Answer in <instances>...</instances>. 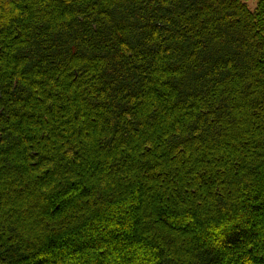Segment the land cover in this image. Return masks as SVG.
<instances>
[{"label": "trees", "instance_id": "obj_1", "mask_svg": "<svg viewBox=\"0 0 264 264\" xmlns=\"http://www.w3.org/2000/svg\"><path fill=\"white\" fill-rule=\"evenodd\" d=\"M0 264H264V0H0Z\"/></svg>", "mask_w": 264, "mask_h": 264}, {"label": "rangeland", "instance_id": "obj_2", "mask_svg": "<svg viewBox=\"0 0 264 264\" xmlns=\"http://www.w3.org/2000/svg\"><path fill=\"white\" fill-rule=\"evenodd\" d=\"M242 1L246 4V6L251 12L255 10L257 0H242Z\"/></svg>", "mask_w": 264, "mask_h": 264}]
</instances>
